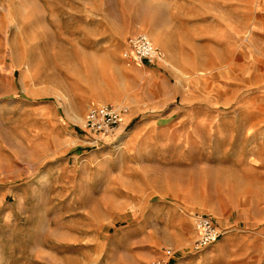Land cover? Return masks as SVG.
Here are the masks:
<instances>
[{
	"label": "crops",
	"instance_id": "0c3cea01",
	"mask_svg": "<svg viewBox=\"0 0 264 264\" xmlns=\"http://www.w3.org/2000/svg\"><path fill=\"white\" fill-rule=\"evenodd\" d=\"M153 1L172 5L163 11L159 29L147 33L168 52L171 69L166 73L174 82L163 74L162 63L132 61L126 65L134 66V74L143 72L136 75L142 89L122 92L112 79L110 64L95 60L94 77L84 80V108L70 112L72 123L80 124L85 109L99 104L104 86L117 89L114 102L127 111L111 136L94 141L84 133L83 142L93 148V155L84 158L85 186L95 195L110 192L117 210L134 212L133 231L142 230L152 249L157 241L148 227L151 223L169 228L171 235L179 234L178 224L190 230L184 244L177 246L180 254L161 250L150 258L167 256L168 264H264V216H255L253 198L248 197L262 167L251 155L255 141L244 137L262 128L263 110L247 105L246 96L236 98L230 92L231 75L238 83L264 81V0ZM97 24L100 31L89 39L95 43L102 35L126 37L143 31H104L102 23ZM103 70L110 71L105 84ZM31 71L28 66L19 87L31 102L47 98L39 94L41 87L32 74L25 75ZM39 107L32 105L35 113ZM223 129L228 134L216 138L215 132ZM199 131L209 137L200 138ZM101 166L105 170L100 171ZM196 215L213 217L223 232L199 251L191 247L198 238Z\"/></svg>",
	"mask_w": 264,
	"mask_h": 264
},
{
	"label": "rangeland",
	"instance_id": "374dc122",
	"mask_svg": "<svg viewBox=\"0 0 264 264\" xmlns=\"http://www.w3.org/2000/svg\"><path fill=\"white\" fill-rule=\"evenodd\" d=\"M171 7L153 0H0V264H154L168 262V258H150L151 254L170 250L176 256L182 252L177 246L184 244L190 230L178 224L179 234L171 235L169 228H154L151 223L148 227L157 241L152 249L142 230L133 231L134 212L117 210L110 192L95 195L85 186L84 158L93 155V148L82 140L88 135L84 118L89 108L80 124L74 125L70 114L82 106L84 80L92 77L95 60L110 64L112 79L118 89L124 88L122 92L142 89L136 75L143 72L132 73L134 66L127 67L122 57L128 38L134 35L146 34L164 51L165 59L155 62L164 65L163 74L168 76V52L147 29L158 30L164 10ZM97 20L104 31H143L126 37L102 35L95 43L89 39L99 30ZM237 63L233 61L232 71ZM28 66L33 71L25 75L38 81L39 94L47 98L31 102L19 87ZM108 72L103 70L104 84L109 82ZM235 78L231 75V96H246L247 105L263 110L262 128L244 135L255 141L251 155L262 167L261 176L255 177V190L248 196L253 198L255 216L261 217L264 96L259 98L258 92L264 94V81L245 84ZM115 90L104 86L97 103L116 105L114 98L119 94ZM36 103L40 106L37 113L32 109ZM198 133L200 138L209 137L206 131ZM223 133L228 131H217L215 137L224 138ZM90 169L94 171V167ZM101 170L105 168L101 166Z\"/></svg>",
	"mask_w": 264,
	"mask_h": 264
},
{
	"label": "built area",
	"instance_id": "2783aa9c",
	"mask_svg": "<svg viewBox=\"0 0 264 264\" xmlns=\"http://www.w3.org/2000/svg\"><path fill=\"white\" fill-rule=\"evenodd\" d=\"M128 49L122 53L127 65L132 61L150 63L163 61L165 53L155 46L146 34H137L127 40ZM127 108L113 104H97L89 107L84 118V128L94 137V141H100L111 136L119 125L121 115ZM96 135V136H95ZM193 225L198 233L194 250L199 251L210 244L215 243L223 232L217 228L211 218L205 215L193 217ZM166 261L158 260L154 264H167Z\"/></svg>",
	"mask_w": 264,
	"mask_h": 264
},
{
	"label": "bare ground",
	"instance_id": "6f19581e",
	"mask_svg": "<svg viewBox=\"0 0 264 264\" xmlns=\"http://www.w3.org/2000/svg\"><path fill=\"white\" fill-rule=\"evenodd\" d=\"M120 107V106H119Z\"/></svg>",
	"mask_w": 264,
	"mask_h": 264
}]
</instances>
